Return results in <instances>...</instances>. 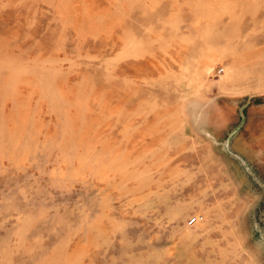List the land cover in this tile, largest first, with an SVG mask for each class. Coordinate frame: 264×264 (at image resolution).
<instances>
[{"label":"rangeland","instance_id":"1","mask_svg":"<svg viewBox=\"0 0 264 264\" xmlns=\"http://www.w3.org/2000/svg\"><path fill=\"white\" fill-rule=\"evenodd\" d=\"M0 264H264V0H0Z\"/></svg>","mask_w":264,"mask_h":264},{"label":"built area","instance_id":"2","mask_svg":"<svg viewBox=\"0 0 264 264\" xmlns=\"http://www.w3.org/2000/svg\"><path fill=\"white\" fill-rule=\"evenodd\" d=\"M201 218H202L201 215L196 214L189 219V223L192 224V223L198 222Z\"/></svg>","mask_w":264,"mask_h":264}]
</instances>
